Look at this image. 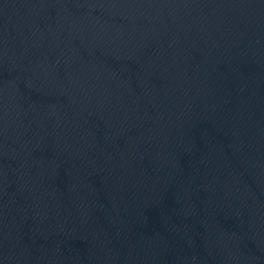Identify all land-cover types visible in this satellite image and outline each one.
Here are the masks:
<instances>
[{"label":"water","instance_id":"obj_1","mask_svg":"<svg viewBox=\"0 0 264 264\" xmlns=\"http://www.w3.org/2000/svg\"><path fill=\"white\" fill-rule=\"evenodd\" d=\"M0 264H264V0H0Z\"/></svg>","mask_w":264,"mask_h":264}]
</instances>
